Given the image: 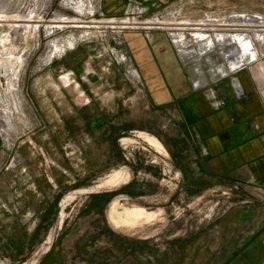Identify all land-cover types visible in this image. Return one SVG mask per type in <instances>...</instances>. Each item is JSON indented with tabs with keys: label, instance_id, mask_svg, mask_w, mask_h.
Returning a JSON list of instances; mask_svg holds the SVG:
<instances>
[{
	"label": "rangeland",
	"instance_id": "obj_1",
	"mask_svg": "<svg viewBox=\"0 0 264 264\" xmlns=\"http://www.w3.org/2000/svg\"><path fill=\"white\" fill-rule=\"evenodd\" d=\"M101 1L0 0V15L8 20L0 38L12 36L23 64L17 78L0 81V264H39L53 247L60 259L54 264H191L192 237L230 207L264 209L262 184L210 175L197 165L174 110L156 104L140 78L124 44L130 31L60 23L121 20L135 4L127 0L123 13L109 15ZM138 1L148 8L140 20L159 13L175 24L264 17V0ZM19 17L36 26H12ZM180 32L191 40L170 42L199 88L248 65L239 56L225 60L219 43L213 48L194 31ZM256 46L264 55V34ZM113 171L127 172L128 182L98 187ZM114 192L103 213L93 210L101 204L93 195ZM114 202L120 211L143 207L153 216L134 228L116 226L109 218Z\"/></svg>",
	"mask_w": 264,
	"mask_h": 264
},
{
	"label": "crops",
	"instance_id": "obj_2",
	"mask_svg": "<svg viewBox=\"0 0 264 264\" xmlns=\"http://www.w3.org/2000/svg\"><path fill=\"white\" fill-rule=\"evenodd\" d=\"M126 3L102 0L101 6L107 14L118 15ZM123 39L154 102L174 110L192 142L197 165L210 175L264 186V55L199 88L195 73L181 61L166 34L130 31ZM191 245L186 257L191 264H264V209L232 206L196 233Z\"/></svg>",
	"mask_w": 264,
	"mask_h": 264
},
{
	"label": "bare ground",
	"instance_id": "obj_3",
	"mask_svg": "<svg viewBox=\"0 0 264 264\" xmlns=\"http://www.w3.org/2000/svg\"><path fill=\"white\" fill-rule=\"evenodd\" d=\"M78 7H79L78 10H80V7L82 9V4L81 6H78ZM243 17L245 18L243 19ZM6 18H7L6 16L0 15V25L2 22H8ZM131 19L132 18H122L121 20H118L117 18H108V19L93 22V24L95 23V25L93 26L81 25V24H84V22L79 20V18H71V19L64 18L61 20V22L60 21L59 22L64 23L66 24V26H70V27H81V28L82 27L83 28L95 27L98 29H101V28H112V29L121 28L122 29V28L127 27L128 24H133ZM14 22L15 23H12V26L19 27V28L20 27L31 28L32 26H36L34 24H31L33 20H31L30 18L20 19L19 17L18 20H15ZM187 22L181 24L187 27H182L183 29L175 27L172 30L180 29L184 31L185 30L194 31V32H190L192 36L196 37L198 40H201L203 44L205 45L213 46V48L214 46L219 47L217 45L219 43V45H221V48H223V57L225 60H229L231 57L239 56L241 59L240 61L241 64H247V63L250 64L251 62H254L257 59L259 60V58L261 57L259 50L256 46V40L264 34V22L258 23V22H254V20H248V17L246 15L244 16V14H234L229 17L226 16L223 18L210 17L207 20L197 21V22H194L193 24L191 22L190 24ZM159 23L165 24L164 22H161V21ZM153 24H156V23H153ZM173 34L175 36L177 35V37L175 38V42L178 45L186 44L191 40V39L190 40L187 39V34L184 32H179V33L177 32ZM0 39H1L0 43L3 46L2 51H0V81H3V82L7 81L8 83H10L9 82L10 79L17 78L20 66L23 64H21L22 62H20V53L18 52V47L14 45V42H12V36L9 34H6ZM240 66L236 68L239 69L241 68ZM233 69L235 68H232V70ZM223 73L224 74L222 75V77H225V76L227 77L231 74L225 71H223ZM68 78H69L68 75H66L65 79H68ZM238 88H240V86ZM146 140L151 145L157 147V149L165 150L163 145L157 139L148 136L146 137ZM128 142H129L128 140H124L125 144H127ZM128 179H129V174L127 172L115 171L111 175L103 178V180H100L97 186L100 188L109 187V186H112V187L119 186L124 183H127ZM152 216L153 214L149 213L143 207H133V208L127 207L124 209V211H120L118 208V202H114L109 211V218L111 222L119 227L120 226L122 227L130 226L131 228H134V226L136 225L143 224L151 220Z\"/></svg>",
	"mask_w": 264,
	"mask_h": 264
},
{
	"label": "built area",
	"instance_id": "obj_4",
	"mask_svg": "<svg viewBox=\"0 0 264 264\" xmlns=\"http://www.w3.org/2000/svg\"><path fill=\"white\" fill-rule=\"evenodd\" d=\"M132 3L134 5H132V12H128L126 13V18H132L131 21L133 24H128L127 27L122 28L123 30L126 31H142V32H146L151 33V32H158V31H163L165 33H167V35L170 37V39L172 40V42L175 44V36L173 33H179L181 30L183 29L182 27H180L179 25L175 24V23H168V21H166V17L163 16V14H157L153 17L147 18L145 20H140L141 17L144 14V11L147 12L148 8H145L143 3L139 2L138 0H132ZM131 9V6H130ZM248 17V20H254V22H258V23H263L264 22V17L262 16H258L255 14H244V16ZM245 17H243L244 19ZM164 22L165 24H160L159 22ZM156 23V24H153ZM180 28L177 30H172L173 28ZM178 50V49H177ZM179 52V50H178ZM180 55V53H179ZM222 55H223V51H222ZM181 58V57H180ZM183 61V60H182Z\"/></svg>",
	"mask_w": 264,
	"mask_h": 264
},
{
	"label": "trees",
	"instance_id": "obj_5",
	"mask_svg": "<svg viewBox=\"0 0 264 264\" xmlns=\"http://www.w3.org/2000/svg\"><path fill=\"white\" fill-rule=\"evenodd\" d=\"M116 195V193H102V194H96L92 196L93 200L99 201L98 203H101L100 205H97L96 207H94L93 210L99 212V213H103L104 212V208L106 206V204L108 202H110L112 200V198ZM60 201V196L57 198V201L55 203V216L58 213V204ZM41 231V227L38 226L36 232L34 233V237H36L39 232ZM60 259H58L55 256V247L52 248V250L43 258V260L39 263V264H54L59 262Z\"/></svg>",
	"mask_w": 264,
	"mask_h": 264
},
{
	"label": "flooded vegetation",
	"instance_id": "obj_6",
	"mask_svg": "<svg viewBox=\"0 0 264 264\" xmlns=\"http://www.w3.org/2000/svg\"><path fill=\"white\" fill-rule=\"evenodd\" d=\"M154 100V99H153Z\"/></svg>",
	"mask_w": 264,
	"mask_h": 264
}]
</instances>
